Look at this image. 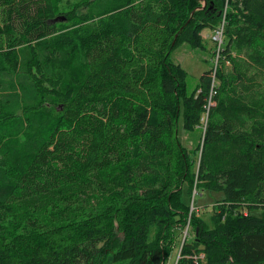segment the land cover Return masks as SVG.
I'll return each mask as SVG.
<instances>
[{
	"label": "trees",
	"instance_id": "obj_1",
	"mask_svg": "<svg viewBox=\"0 0 264 264\" xmlns=\"http://www.w3.org/2000/svg\"><path fill=\"white\" fill-rule=\"evenodd\" d=\"M205 30L191 87L172 53ZM193 188L222 195L208 221ZM178 249L264 264V0H0V264Z\"/></svg>",
	"mask_w": 264,
	"mask_h": 264
},
{
	"label": "rangeland",
	"instance_id": "obj_2",
	"mask_svg": "<svg viewBox=\"0 0 264 264\" xmlns=\"http://www.w3.org/2000/svg\"><path fill=\"white\" fill-rule=\"evenodd\" d=\"M65 32V31H63ZM202 36L206 40V50L202 49H191L187 44L182 45L181 47L177 48L172 53V59L179 63L190 75V85L191 87H195L199 82L201 77L204 75L205 72L211 70V68L215 65L213 59V53L215 51V45L212 42L214 40V33L205 30L202 33ZM229 66V65H228ZM182 142L189 148L193 149L194 144L193 140L187 133L181 134ZM197 192L193 188L192 194V209L191 212L197 209L199 210L200 215L203 219L209 220L211 216H213L215 212V205L221 201L222 195L215 194V193H204L197 197V201L194 200ZM255 214L260 215L261 212H256ZM189 225L185 228L184 231V238L186 239L188 232H189ZM180 259V250H176L173 255L169 259L168 264H177L178 260Z\"/></svg>",
	"mask_w": 264,
	"mask_h": 264
},
{
	"label": "built area",
	"instance_id": "obj_3",
	"mask_svg": "<svg viewBox=\"0 0 264 264\" xmlns=\"http://www.w3.org/2000/svg\"><path fill=\"white\" fill-rule=\"evenodd\" d=\"M214 41H216L219 46L223 44V30L216 32L214 36Z\"/></svg>",
	"mask_w": 264,
	"mask_h": 264
},
{
	"label": "water",
	"instance_id": "obj_4",
	"mask_svg": "<svg viewBox=\"0 0 264 264\" xmlns=\"http://www.w3.org/2000/svg\"><path fill=\"white\" fill-rule=\"evenodd\" d=\"M185 240H186V239L184 238L183 243L185 242Z\"/></svg>",
	"mask_w": 264,
	"mask_h": 264
}]
</instances>
